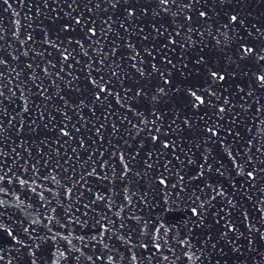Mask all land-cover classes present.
I'll use <instances>...</instances> for the list:
<instances>
[{
  "label": "snow or ice",
  "instance_id": "1",
  "mask_svg": "<svg viewBox=\"0 0 264 264\" xmlns=\"http://www.w3.org/2000/svg\"><path fill=\"white\" fill-rule=\"evenodd\" d=\"M0 264H264V0H0Z\"/></svg>",
  "mask_w": 264,
  "mask_h": 264
}]
</instances>
